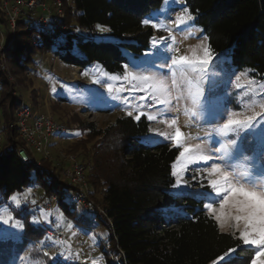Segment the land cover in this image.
I'll return each instance as SVG.
<instances>
[{
  "label": "trees",
  "instance_id": "obj_1",
  "mask_svg": "<svg viewBox=\"0 0 264 264\" xmlns=\"http://www.w3.org/2000/svg\"><path fill=\"white\" fill-rule=\"evenodd\" d=\"M163 1L73 0L76 22L87 33L63 29L65 21L45 33L26 11L19 15L17 37L8 50L18 72L24 70L37 48L46 47L67 64L87 68L98 63L109 73L121 74L129 56L138 57L151 48L154 31L142 21ZM185 3L215 53H227L236 69L250 68L251 75L264 77V0ZM98 25L107 29L102 35L94 32ZM32 38L38 40L35 45L29 43ZM6 72L0 71V90L12 85ZM9 96H0L6 123L20 106L12 100L5 107ZM149 130L146 117L136 121L134 116L119 115L112 126L95 134L98 145L92 163L84 166L92 187L102 190V203L111 218L103 223L127 264H209L240 241L207 216L203 198L175 195L171 164L178 149L166 141H144ZM12 133L18 138L12 141V149L0 152V204L37 180L47 193L56 192L61 185L72 187L60 171L22 160L14 148L24 141L17 129L10 130ZM60 203L66 204L67 211H74L75 206L65 198ZM251 255L249 246L238 248L232 264H248Z\"/></svg>",
  "mask_w": 264,
  "mask_h": 264
},
{
  "label": "rangeland",
  "instance_id": "obj_2",
  "mask_svg": "<svg viewBox=\"0 0 264 264\" xmlns=\"http://www.w3.org/2000/svg\"><path fill=\"white\" fill-rule=\"evenodd\" d=\"M37 3L38 5L36 6H39L36 8L37 16L33 17L38 23L41 20L39 17L47 18L48 26L44 27L39 23L45 33H49L54 25L63 21L67 23V25L63 26V29L79 30L87 33L80 29L76 22L73 0H37ZM42 3H45L46 9L41 6ZM181 7H187L185 0H179V3H173L172 0H169L167 4L163 1L162 5L149 13L145 19L150 16L153 18L158 17L159 22L167 24L169 23V17L174 18L179 14ZM193 16L195 19L184 31L177 30L175 25L169 24L174 29L175 46L179 48L180 54H190L191 50L200 44L202 38L206 36L203 28L196 24V15L193 14ZM28 25L29 27L31 26L30 24ZM147 26L151 27V25ZM2 28L6 33V28L4 26ZM181 28H184V26H181ZM152 29L156 37L167 35L166 32ZM94 32L97 35H102L104 31L94 28ZM12 36H14L13 41H15L17 32ZM37 42L38 40L34 38L29 41L33 45ZM204 42L209 44L208 39ZM152 51L155 50L151 46L149 50L138 57L129 56V62L134 59L144 58L146 53ZM216 54L217 60L220 62L218 80H234L236 74L247 71L248 75L257 82L264 81V77L251 75L250 68H245L244 70L236 69L231 62L229 54ZM25 57L26 53L22 55L21 60ZM3 60L7 66V78L12 84L8 85L7 89L0 90V96L3 94V97H5L8 93L10 94L3 105L6 107V104L12 100L19 102L20 105L23 103L25 106H31L34 116L37 113L50 115L58 124L66 128V131L60 135L59 139L56 138L58 133H53L51 137L53 142L50 147L51 155L46 156L41 151L33 149L39 160L37 164L42 163V165L54 169L56 173L60 171L61 177L65 181L68 180L63 173L71 167L70 163L73 157L86 170L84 165H87V167L91 165L95 145H98V138H95L97 131L112 126L117 116L127 115V111L131 110L126 109L121 100L113 99L112 96L128 97L130 94H109L103 84L93 83L94 77L106 81V78L102 75L106 70L100 64L94 63L87 68L67 64L46 47L37 48L31 54V59H29L21 72L16 70L12 51L8 50ZM86 71L89 73L87 76L83 75ZM243 81L244 77H241V83ZM110 82L114 86L119 84L117 81ZM53 86L57 89L55 93L52 91ZM228 91L231 95L229 106L236 108L240 102L236 96L237 89L229 87ZM245 99L248 98L245 97ZM145 110L155 113V109ZM255 110L260 111L259 108ZM135 114L134 112L133 116ZM0 120L2 122L3 138L6 140V149H12L13 144H7L9 137L12 135H10L7 128L3 107H0ZM186 120L187 118L181 113L180 125L182 130L191 135V142L199 143L200 141L196 137L203 136L211 125L206 123V118L193 119L187 125ZM32 123L33 119H30L29 124ZM157 129L170 131L163 124L157 121H150V130L143 140L146 141V137H151L152 143L166 141L172 145L169 140L155 134ZM75 133H80V135H75ZM244 135L249 137L251 142L247 143L242 151L236 155L232 163L240 171H244L248 167H255L259 170L264 165L258 148L259 135L258 133H247ZM15 139L18 138L15 137ZM24 144L26 143L24 142ZM200 167L202 165L192 166L193 169ZM87 173L88 170L86 175ZM193 175H197V173L190 171L185 176V180L191 185L190 187L173 188V190L175 193L179 192L186 195L196 194L199 199H202L200 194L208 191V189L206 187L202 188L198 183L191 180ZM88 181L91 188L90 197L94 199L98 206L104 207L102 190L100 188L95 190L89 177ZM42 185V182L37 180L28 186V190H16L14 192L21 194L22 203L18 209H15V215L23 222L24 229L21 231L10 228L8 225L0 224V231L13 234L11 238L0 242V264H92L93 260L98 261V264H127L123 254L119 252L115 242L110 238L109 228L103 223V220L110 222L105 215L102 214V217H100L94 209L85 208L80 203L72 202L69 195L66 196V193H64L65 200L75 206L74 211H67L64 203L51 206V193L54 191L47 193ZM58 190L70 191V188L66 185H61ZM93 190L94 193L92 194ZM32 201H35V203H32ZM204 202L206 201L204 200ZM9 203L7 198L0 205ZM61 212L64 214V219H59V213ZM45 213L50 214L47 221L44 219ZM33 217L39 219L40 223H32ZM80 218L84 219V222H81ZM68 224L72 225L71 229L67 227ZM222 231L231 232L228 228ZM59 241H64L65 243H59ZM69 253H71V256H69ZM234 255L235 253H233ZM209 264H212V262Z\"/></svg>",
  "mask_w": 264,
  "mask_h": 264
},
{
  "label": "snow or ice",
  "instance_id": "obj_3",
  "mask_svg": "<svg viewBox=\"0 0 264 264\" xmlns=\"http://www.w3.org/2000/svg\"><path fill=\"white\" fill-rule=\"evenodd\" d=\"M172 2L179 3V0ZM164 3H169V0H164ZM194 19L187 7H181L174 18L169 17L167 24L159 22L158 17L144 19V25L167 33L166 36L151 38L155 51L124 64L121 74L103 72L106 81L94 77L93 83L103 84L109 94L129 93L128 97L112 96L121 100L126 109H131L127 111L128 116H133L135 112L136 121L146 117L170 130L157 129L155 134L169 140L178 149L171 164V175L175 177L173 188L190 187L185 176L195 171L197 175H193L191 180L208 189L200 194L206 201L203 210L221 230L230 229L233 238L240 241L236 247L219 254L212 264H232L233 253L243 246H249L252 250L248 264H264V165L259 170L248 167L240 171L232 163L236 155L251 142L244 135L247 133H258V148L264 161V81L257 82L247 71L236 74L234 80H218L220 62L210 44L204 42L207 36L190 54H180L175 46L174 29L169 24L184 31ZM97 27L100 31L107 30L102 25ZM83 75L89 73L86 71ZM241 77H244L243 83ZM110 81L119 84L114 86ZM229 87L237 89L236 96L240 102L236 108L229 106ZM52 91H57L55 86ZM256 108L260 111H256ZM145 109H155V113ZM181 113L187 118L186 125L193 119L205 118L206 123L211 125L203 136L196 137L199 143L191 142V135L182 130ZM145 140L151 142L152 138L146 137ZM193 165L202 167L193 169ZM8 200L9 204L0 205V224L22 231L24 224L15 215V209L22 203L21 194L14 193ZM49 215L44 214L46 221ZM59 219H64L62 212ZM32 223H40V220L33 217ZM67 227L71 229L72 225L68 224ZM12 235L0 231V242ZM92 264H98V261L93 260Z\"/></svg>",
  "mask_w": 264,
  "mask_h": 264
},
{
  "label": "built area",
  "instance_id": "obj_4",
  "mask_svg": "<svg viewBox=\"0 0 264 264\" xmlns=\"http://www.w3.org/2000/svg\"><path fill=\"white\" fill-rule=\"evenodd\" d=\"M37 0H0V66L1 70L7 71V66L3 60L6 57L8 48L14 42V36L17 32V22L19 15L28 11L34 17L37 16L36 8L39 6ZM36 6V7H35ZM44 9H46L45 3H42ZM44 27L48 26L46 17H39ZM2 26L6 28L4 32ZM33 119V123L29 124V120ZM7 124V128L14 132L18 131L19 137L26 144H18L14 150L18 156L28 162L39 163L38 158L33 152V149L41 151L46 156L51 155V137L53 133L57 132L56 138L59 139L60 135L66 131L65 126L58 124L54 118L50 115L37 113L35 116L32 114L31 106H25L23 103L16 109L14 118L10 119ZM2 122L0 120V152L7 148L6 140L3 138V130L1 128ZM7 144L12 143L15 139L13 133L10 134ZM70 168L64 171V176L71 184L70 191H56L51 193V206H56L60 203L61 199H64V193L69 195L70 200L74 203H80L85 208H92L96 214L102 217V214L111 221L104 207H100L96 204L94 199L90 197V183L86 175V170L79 164L77 159L73 157ZM28 187H24V190H28ZM72 189V190H71Z\"/></svg>",
  "mask_w": 264,
  "mask_h": 264
}]
</instances>
